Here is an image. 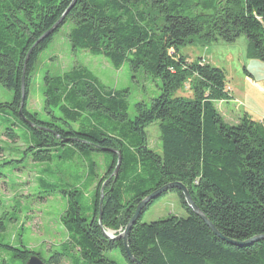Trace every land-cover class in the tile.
<instances>
[{
	"label": "trees",
	"instance_id": "obj_1",
	"mask_svg": "<svg viewBox=\"0 0 264 264\" xmlns=\"http://www.w3.org/2000/svg\"><path fill=\"white\" fill-rule=\"evenodd\" d=\"M72 2L58 27L33 46ZM65 24H70L66 36L73 50L101 55L116 69L124 62L132 70L142 68L159 79V94L148 103L137 102L129 119L126 90L106 88L85 68L74 66L58 76H43L44 110L50 121L30 113L26 103L34 66ZM241 34L248 41L246 57L264 62V0H0V85L12 92L10 102L0 103L8 126L4 136L15 141L13 127L24 130L28 142L23 154L33 162L49 163L56 153L72 150L86 160L92 177L96 172L90 152L110 158L104 176L110 179L95 188L89 213L82 211L80 192L68 190L62 217L68 238L62 251L44 259L23 246L0 247L24 263L36 253L46 264H61L66 257L71 264H116L107 254L118 249L126 264H135L127 258L122 240L102 235L97 220L100 196L101 224L116 229L126 225L145 196L170 182L187 187L225 238L244 241L264 234V119L243 112L233 124L225 122L215 107L216 101L231 99L223 70L179 52L193 38L233 43ZM32 46L22 108L30 126L18 111L24 60ZM189 79L192 94L175 95ZM84 112L85 122L74 128ZM154 122L160 153L148 147L145 132ZM167 192L177 195L185 216L141 222L144 211ZM167 192L147 204L127 234L139 264H264V239L230 244L186 206L179 190Z\"/></svg>",
	"mask_w": 264,
	"mask_h": 264
},
{
	"label": "rangeland",
	"instance_id": "obj_2",
	"mask_svg": "<svg viewBox=\"0 0 264 264\" xmlns=\"http://www.w3.org/2000/svg\"><path fill=\"white\" fill-rule=\"evenodd\" d=\"M69 28L70 24L63 25L37 59L27 95L26 108L30 113L36 114L42 121H50V116L44 110L43 76L46 73L58 76L74 66L85 68L106 88L126 90L125 110L129 119L135 115L137 102L148 103L159 94V79L142 68L132 70L128 62H124L116 69L101 55H93L84 49L73 50L66 36ZM247 46L248 41L241 34L233 43L221 40L204 43L201 38H193L179 51L183 56L201 59L223 70L231 99L216 101L215 107L228 124L237 121L238 115H243V112L254 119L264 112V62L247 58ZM189 80L175 95L189 97L192 94V79ZM11 99L12 92L0 85V103H8ZM52 108L57 116L61 115L57 108ZM85 113L73 124L74 128L80 122H85ZM5 120L6 115L0 112V222L4 226L3 230L0 229V244L16 248L23 246L47 259L54 251H62L68 238L62 222L68 190L80 192L82 211L89 213L95 188L99 184L106 186L110 179V176L109 179L104 178L110 158L103 152H90L89 158L95 163V177L88 174L86 160L72 150L56 153L49 163L33 162L23 154L28 142L26 132L18 126L13 127L18 138L9 140L4 136V130L8 127ZM145 132L148 147L160 153L158 122L147 126ZM102 178L105 180L101 181ZM170 215L185 216L173 192H167L145 210L140 221L149 223ZM124 226L105 229L116 234ZM72 254L69 253L70 256ZM11 255V252L0 247V261L25 264ZM107 255L116 264H126L118 249L111 250ZM61 264H71L70 257L63 259Z\"/></svg>",
	"mask_w": 264,
	"mask_h": 264
},
{
	"label": "water",
	"instance_id": "obj_3",
	"mask_svg": "<svg viewBox=\"0 0 264 264\" xmlns=\"http://www.w3.org/2000/svg\"><path fill=\"white\" fill-rule=\"evenodd\" d=\"M74 2V1H73ZM72 4L67 8V10L64 12V14L58 19V21L49 29L47 30L34 44H37L40 40H42L43 38H45L48 34L52 33L57 27L58 25L61 23L63 17L65 16L66 12L69 10V8L73 5ZM33 46L29 49V51L26 54L25 60H24V67H23V71H22V76H21V101H20V107H19V115L22 116L23 120H25L27 122V124H29L30 126H32V123L30 121H28L25 116L22 114V108L24 105V97H25V86H24V72H25V64L28 60L29 54L33 48ZM42 128V127H40ZM45 129V128H43ZM103 150H108L110 152H114V149H103ZM120 165V155L118 154V160H117V164L114 168V173L116 174L118 171ZM171 189H177L181 192L182 196H183V200L184 203L186 204L187 207H189L198 217L201 218V220L208 226V228L219 238L225 240L226 242L233 244V245H237V246H242V245H248L251 244L253 242H257L260 240L264 239V234L262 235H255L249 239H246L244 241H235V240H231L228 238H225L221 233H219L216 228L213 226V224L207 219V217L202 213V211L198 208V206L194 203V201L192 200L189 191L187 189V187L185 185H183L181 182H170L167 184H164L163 186L159 187L158 189L154 190L153 192H151L150 194H148L147 196H145L135 207L134 212L132 214V216L130 217V219L128 220V222L126 223V225L124 226V228L114 234L113 231L111 230H107L105 229L102 224H101V206H102V198L103 195L100 196L99 199V205H98V225L100 227V231L102 233V235L111 241H117V240H122V244H123V248L124 251L126 253L127 258L135 263V264H139L135 258L132 256L129 247H128V243H127V234L129 232V230L131 229V227L137 222V220L140 217V214L142 212V210L147 206V204H149L152 200L158 198L161 194L171 190ZM103 191V186L100 189V192ZM25 264H46L36 253H32L29 255V257L27 258V260L25 261Z\"/></svg>",
	"mask_w": 264,
	"mask_h": 264
},
{
	"label": "crops",
	"instance_id": "obj_4",
	"mask_svg": "<svg viewBox=\"0 0 264 264\" xmlns=\"http://www.w3.org/2000/svg\"><path fill=\"white\" fill-rule=\"evenodd\" d=\"M253 118V117H252ZM254 119V118H253ZM262 119H264V112L262 113V112H260V117L259 118H255L254 120H257V121H259V120H262Z\"/></svg>",
	"mask_w": 264,
	"mask_h": 264
},
{
	"label": "bare ground",
	"instance_id": "obj_5",
	"mask_svg": "<svg viewBox=\"0 0 264 264\" xmlns=\"http://www.w3.org/2000/svg\"><path fill=\"white\" fill-rule=\"evenodd\" d=\"M116 175V174H115Z\"/></svg>",
	"mask_w": 264,
	"mask_h": 264
}]
</instances>
